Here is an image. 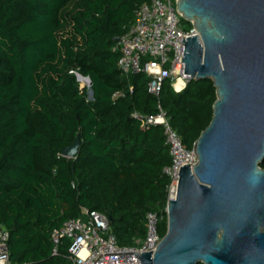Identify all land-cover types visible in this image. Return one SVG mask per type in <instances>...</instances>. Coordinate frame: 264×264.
Returning a JSON list of instances; mask_svg holds the SVG:
<instances>
[{"label":"trees","instance_id":"1","mask_svg":"<svg viewBox=\"0 0 264 264\" xmlns=\"http://www.w3.org/2000/svg\"><path fill=\"white\" fill-rule=\"evenodd\" d=\"M149 1L0 0V226L11 262L72 264L71 243L56 248L51 236L83 210L105 215L124 247L146 238L149 212H164L167 137L133 114L163 111L191 149L217 94L211 80L180 92L166 81L156 97L144 74L118 69L117 39ZM77 74L90 78L91 92ZM77 138V155L66 156Z\"/></svg>","mask_w":264,"mask_h":264},{"label":"water","instance_id":"2","mask_svg":"<svg viewBox=\"0 0 264 264\" xmlns=\"http://www.w3.org/2000/svg\"><path fill=\"white\" fill-rule=\"evenodd\" d=\"M176 7L198 32L181 41L184 73L211 80L217 99L194 144L197 165L180 170L167 232L141 264H264V0H177ZM79 144L64 154L75 157Z\"/></svg>","mask_w":264,"mask_h":264},{"label":"built area","instance_id":"3","mask_svg":"<svg viewBox=\"0 0 264 264\" xmlns=\"http://www.w3.org/2000/svg\"><path fill=\"white\" fill-rule=\"evenodd\" d=\"M176 1L150 0L139 6L134 12L133 25L118 39L117 48L121 53L118 69L125 77L144 74L148 78L149 93L156 97H159L166 81H170L176 92L182 91L191 81L184 73L185 45L181 41L198 36V32L192 24L185 28L184 21H187L178 13ZM179 82L182 85L178 88ZM90 87L89 84V92ZM133 117L142 120L145 126L161 125L167 137L172 161L164 168V174L169 178L165 210L146 215V238L131 247L118 244L105 215L83 210L82 216L67 221L51 236L56 248L63 240L71 243L69 257L72 264H141L139 256L154 253L162 240L159 223L167 216L171 197L176 198L181 168L190 165L193 169L198 163L194 147L189 149L183 144L163 111L156 117H144L137 112ZM8 242L9 232L0 226V264H19L10 261Z\"/></svg>","mask_w":264,"mask_h":264},{"label":"rangeland","instance_id":"4","mask_svg":"<svg viewBox=\"0 0 264 264\" xmlns=\"http://www.w3.org/2000/svg\"><path fill=\"white\" fill-rule=\"evenodd\" d=\"M81 88H87L89 89V82L85 81V80H81L79 81Z\"/></svg>","mask_w":264,"mask_h":264},{"label":"bare ground","instance_id":"5","mask_svg":"<svg viewBox=\"0 0 264 264\" xmlns=\"http://www.w3.org/2000/svg\"><path fill=\"white\" fill-rule=\"evenodd\" d=\"M181 85H182V82H179V84H178V88H179Z\"/></svg>","mask_w":264,"mask_h":264}]
</instances>
